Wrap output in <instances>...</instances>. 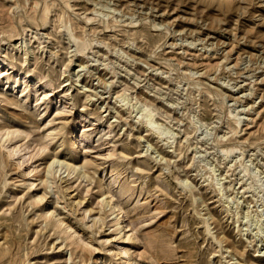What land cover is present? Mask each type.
<instances>
[{
	"label": "rangeland",
	"instance_id": "1",
	"mask_svg": "<svg viewBox=\"0 0 264 264\" xmlns=\"http://www.w3.org/2000/svg\"><path fill=\"white\" fill-rule=\"evenodd\" d=\"M0 125V264H122L99 181L135 263L264 264V0H0ZM72 133L89 178L41 184Z\"/></svg>",
	"mask_w": 264,
	"mask_h": 264
},
{
	"label": "bare ground",
	"instance_id": "2",
	"mask_svg": "<svg viewBox=\"0 0 264 264\" xmlns=\"http://www.w3.org/2000/svg\"><path fill=\"white\" fill-rule=\"evenodd\" d=\"M263 1V0H262ZM105 15V14H104ZM69 32V31H68ZM75 39L74 37H72ZM86 49V46L80 47V51L83 52ZM2 64V63H1ZM27 78L23 77L20 79V83H26ZM19 83V82H18ZM145 118L148 120V125L150 124V117L152 116V112L150 110H145ZM147 123V122H146ZM148 127V126H147ZM76 128L77 133L80 132V128L78 127V124H74V127L70 129V132ZM151 132H153L152 129H149ZM19 131L8 127L6 125H0V149L5 150V155L8 158H14L15 156H18V165H23L27 159L24 157V155H21L23 150H28L30 149L29 146H24V149H22L21 146H17L15 144H12L13 139L15 135ZM154 135H157L160 137L159 133L153 132ZM27 137V136H26ZM82 141L80 139L73 138V133L68 135V142H67V153L61 156H56L55 154H50L46 161H44V166L43 169L40 172V175L38 177V181L43 184L46 183L47 178H50L51 180H59L66 182L67 178L68 180L72 177H74L76 180L82 179V178H89L87 176V172L84 171L88 167V162L82 161L80 158V153H81V148H82ZM43 144H38V148L36 149V156L39 155L42 151H44L45 145ZM233 151H230L229 153H232ZM226 156H228V154ZM228 158V157H227ZM28 162V161H27ZM20 167V166H19ZM27 175V174H26ZM31 176V175H30ZM36 181V180H35ZM35 184V183H34ZM32 183V186L36 187V184L34 185ZM39 186V185H38ZM46 186V184H45ZM98 192H100V199L97 198L98 203V211L103 212L101 214L104 215V219L100 220V216L98 218H92L93 221H99L98 223H102V221L107 222V232L106 236L108 237L107 241L108 242H113V240L117 239L118 244L120 245L118 252L114 253L115 255L121 260L122 264H137L129 254L131 251L130 249H127V246L130 245L131 243L134 244V235L136 229L133 227L132 223L130 222L129 219H127L123 208L114 200V198L109 194V192L103 188V184L101 181L98 182L97 184ZM68 191V188H64ZM45 194V193H44ZM44 194H35L33 196V202L39 206L40 203L44 202L45 195ZM59 195V193H57ZM55 194V196L57 195ZM60 196V195H59ZM71 196L72 200V205L73 207H80L81 205V200H77L75 196ZM57 199L58 196H56ZM94 203V202H93ZM95 205V206H96ZM51 206V205H50ZM37 207V206H36ZM53 207V206H52ZM97 207V206H96ZM43 209V208H42ZM93 211L91 210V207H86L82 210L84 215V218L90 214V212ZM56 214V212L54 211ZM52 209L47 207L43 209V215L42 217L46 220H48V227H50L54 232H58L61 234L66 240H68V243L70 245H73L72 247H75L78 250L77 243L75 240L80 241L79 237H77V233L71 229L70 226L64 224L63 220H61L59 217L54 218L52 215ZM94 213V212H92ZM90 216V215H89ZM42 218V219H43ZM83 219V218H82ZM86 219V218H85ZM84 219V220H85ZM92 223V222H91ZM95 223V222H94ZM105 224V223H104ZM95 225V224H94ZM103 226V223L101 224ZM93 227V226H90ZM105 229V231H106ZM106 241V240H105ZM106 242V244L108 243ZM116 243V241H115ZM109 244V243H108ZM111 244V243H110ZM113 244V243H112ZM86 245V244H85ZM150 246V243L148 244ZM71 247V246H70ZM86 247V246H85ZM152 247V246H151ZM118 248V247H116ZM81 249V247L79 248ZM87 249V247H86ZM84 249V250H86ZM83 252V251H82ZM85 252V251H84ZM112 252V251H111ZM110 253V252H109ZM113 253V252H112ZM86 263V262H85Z\"/></svg>",
	"mask_w": 264,
	"mask_h": 264
}]
</instances>
